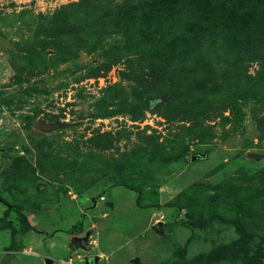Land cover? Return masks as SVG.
Wrapping results in <instances>:
<instances>
[{
    "label": "rangeland",
    "instance_id": "374dc122",
    "mask_svg": "<svg viewBox=\"0 0 264 264\" xmlns=\"http://www.w3.org/2000/svg\"><path fill=\"white\" fill-rule=\"evenodd\" d=\"M0 35V264H264V0H0Z\"/></svg>",
    "mask_w": 264,
    "mask_h": 264
},
{
    "label": "trees",
    "instance_id": "16d2710c",
    "mask_svg": "<svg viewBox=\"0 0 264 264\" xmlns=\"http://www.w3.org/2000/svg\"><path fill=\"white\" fill-rule=\"evenodd\" d=\"M176 1H180V0H171V2L172 3H174V2H176ZM161 100H163V97H156V98H154V99H148V100H146V102L144 103V105L146 106V107H151V106H153L155 103H158V102H160ZM23 216V215H22ZM24 218V217H23ZM30 226V225H29Z\"/></svg>",
    "mask_w": 264,
    "mask_h": 264
},
{
    "label": "water",
    "instance_id": "95a60500",
    "mask_svg": "<svg viewBox=\"0 0 264 264\" xmlns=\"http://www.w3.org/2000/svg\"><path fill=\"white\" fill-rule=\"evenodd\" d=\"M4 46L14 47L13 43L9 39L0 35V48H3ZM97 260L98 257H95V261ZM48 264H50V262H48Z\"/></svg>",
    "mask_w": 264,
    "mask_h": 264
}]
</instances>
